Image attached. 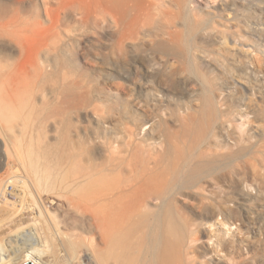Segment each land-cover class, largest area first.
I'll return each mask as SVG.
<instances>
[{"label": "bare ground", "instance_id": "obj_1", "mask_svg": "<svg viewBox=\"0 0 264 264\" xmlns=\"http://www.w3.org/2000/svg\"><path fill=\"white\" fill-rule=\"evenodd\" d=\"M197 1H170L175 11L167 15L168 37L173 50L198 53L194 64L204 77L214 23L227 25L213 10H225L227 21L238 23L239 12L252 3ZM153 6L150 0L0 2V42L12 48L0 49V264H195L204 245L193 237L172 190L211 175L204 132L218 115L220 96L198 94L196 105H176L184 116L172 128L154 112L167 105L153 93L150 102L138 101L120 130L112 110L101 105L82 121L92 101L88 93L76 82L52 79L65 68L88 77L78 56L62 62L49 57L54 43L70 36L71 16L92 20L98 41L113 43L110 52L120 54L125 69L127 48L141 46ZM258 12L259 20L245 25L257 43L224 39L219 45L226 53L264 58V8ZM159 48L154 65L173 73L175 52ZM135 58L128 56V71L142 76L144 66ZM226 87L241 95L251 88L233 77ZM250 110L242 104L240 116ZM171 118L179 121L174 113ZM227 136L213 130L215 146ZM213 258L211 264L219 262Z\"/></svg>", "mask_w": 264, "mask_h": 264}, {"label": "rangeland", "instance_id": "obj_2", "mask_svg": "<svg viewBox=\"0 0 264 264\" xmlns=\"http://www.w3.org/2000/svg\"><path fill=\"white\" fill-rule=\"evenodd\" d=\"M9 1L13 0H0L1 3ZM150 1L154 6L152 19L145 26L146 37L142 39L141 46L129 44L125 69L117 59L120 54L115 52L112 55L110 52L113 43L107 38L98 41L92 20L86 22L71 16L68 24L70 36L56 41L49 57H57L62 62L78 56L88 77L75 76L65 68L64 72L59 70L53 74L52 79L57 83L64 80L76 82L81 91L88 93L92 101L86 105L87 111L81 112L82 121L86 116L92 117V107L101 105L104 110H112L111 116L120 122V130L128 126V118L132 117L133 107L138 101L150 102L153 93L167 105L166 110L158 105L154 112L159 117L164 116L172 128H177L184 116L175 109L176 105H196L198 94L200 98L212 94L220 96L216 102L218 115L210 129L204 132L208 139L205 146L212 149L209 156L213 163L211 175L191 188L180 183L173 187L172 193L175 192L182 215L191 221L193 237L205 248L196 253L195 264H211L213 257L219 259L215 264H264V58L254 56L248 59L228 54L219 45V41L232 38L246 44L257 43V39L248 35L245 25H253L259 20L258 11L264 8V0H250L251 8H242L238 23L227 21L231 15L225 10L219 7L213 10L227 25L214 23L217 29L211 35L212 45L207 47L209 69L202 71L204 77L194 64L198 53H193L190 48L172 49L168 30L173 29L167 26L168 13L175 11L171 0ZM209 2L211 5L221 3L220 0ZM188 18L191 21V17ZM192 35L184 36L190 45ZM76 42L80 43L78 49ZM159 46L164 52H175L177 62H173V73L154 65L152 58L160 51ZM0 49L12 50L11 46L1 42ZM128 56L129 59L136 57V62L143 64L142 76L134 70L128 71ZM232 77L241 84L250 85V91L241 95L227 88ZM170 79L172 83L167 82ZM222 89L227 93H222ZM106 100L109 102L105 106L102 103ZM242 104L251 106L246 117L240 116ZM172 113L179 118L177 123L169 119ZM219 129L228 136L222 146L216 147L212 136L213 130L217 132Z\"/></svg>", "mask_w": 264, "mask_h": 264}]
</instances>
